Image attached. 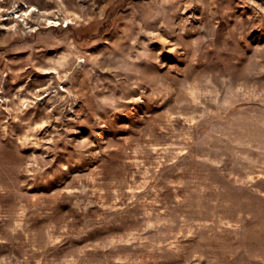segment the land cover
I'll list each match as a JSON object with an SVG mask.
<instances>
[{"label": "rangeland", "instance_id": "374dc122", "mask_svg": "<svg viewBox=\"0 0 264 264\" xmlns=\"http://www.w3.org/2000/svg\"><path fill=\"white\" fill-rule=\"evenodd\" d=\"M0 264H264V0H0Z\"/></svg>", "mask_w": 264, "mask_h": 264}]
</instances>
